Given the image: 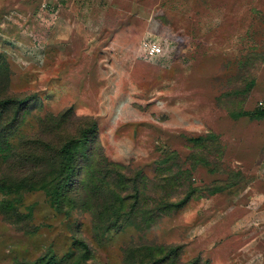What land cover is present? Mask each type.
I'll list each match as a JSON object with an SVG mask.
<instances>
[{
    "label": "rangeland",
    "instance_id": "374dc122",
    "mask_svg": "<svg viewBox=\"0 0 264 264\" xmlns=\"http://www.w3.org/2000/svg\"><path fill=\"white\" fill-rule=\"evenodd\" d=\"M0 56V94L34 96L18 119L22 149L49 156L96 122L82 169L117 164L110 174L138 184L148 212L97 237L92 212L68 216L27 193L18 214L0 211V264L62 257L77 238L88 264H122L143 243L180 246L177 264H264V118L232 114L264 107V0H0ZM17 158L9 171L47 170V158ZM191 189L183 207L157 208Z\"/></svg>",
    "mask_w": 264,
    "mask_h": 264
},
{
    "label": "trees",
    "instance_id": "16d2710c",
    "mask_svg": "<svg viewBox=\"0 0 264 264\" xmlns=\"http://www.w3.org/2000/svg\"><path fill=\"white\" fill-rule=\"evenodd\" d=\"M10 66L0 56V77L9 79ZM252 81L244 89L248 92L252 88ZM34 96L21 97L15 94H0V211L16 215L23 203L25 194L42 191L46 194L51 207L66 215H71L76 209L90 211L93 214L94 226L101 234L111 229H125L137 225L133 218L141 217L146 199L138 184L131 185L118 171L111 175L110 170L118 167L113 162H104L103 165L97 162L89 163L84 169L79 162L80 154L86 150L88 134L95 133L97 123L94 122L90 130L84 131L80 138L67 140L58 150H47L43 146H34L29 150H23L21 144L16 140V131L19 128V117L24 106L33 101ZM13 116H10V113ZM233 115H250L253 118H264V107L254 111L233 112ZM208 136H201L193 139L196 142L204 141ZM42 148V149H40ZM21 150V152L19 151ZM44 149V153L41 152ZM92 158L98 157L92 153ZM17 156L25 163L35 164L47 158L45 172L32 169H13L9 171V161ZM16 160V158H14ZM96 160V158H95ZM188 173L187 170L182 171ZM80 177L77 186H74L75 179ZM190 176L188 175V178ZM175 180L171 174L164 180V187H169L171 181ZM133 186L131 194H123L129 187ZM217 190H214V192ZM195 193L194 189L187 192L178 200H161L157 208L162 212L183 207ZM75 250L59 257L52 254L43 257L31 264H88L94 259L90 244L83 238L75 240ZM180 246L164 244H132L123 250L122 264H177L180 256ZM187 264H198L192 260Z\"/></svg>",
    "mask_w": 264,
    "mask_h": 264
},
{
    "label": "built area",
    "instance_id": "2783aa9c",
    "mask_svg": "<svg viewBox=\"0 0 264 264\" xmlns=\"http://www.w3.org/2000/svg\"><path fill=\"white\" fill-rule=\"evenodd\" d=\"M147 49L151 55H156L161 51V48L158 46L157 43H146Z\"/></svg>",
    "mask_w": 264,
    "mask_h": 264
}]
</instances>
